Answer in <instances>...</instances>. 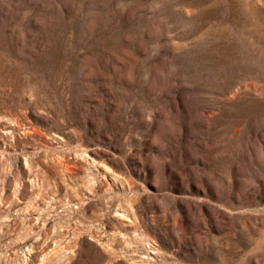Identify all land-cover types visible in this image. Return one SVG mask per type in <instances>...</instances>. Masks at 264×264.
<instances>
[{
  "label": "rangeland",
  "instance_id": "obj_1",
  "mask_svg": "<svg viewBox=\"0 0 264 264\" xmlns=\"http://www.w3.org/2000/svg\"><path fill=\"white\" fill-rule=\"evenodd\" d=\"M0 264H264V0H0Z\"/></svg>",
  "mask_w": 264,
  "mask_h": 264
}]
</instances>
